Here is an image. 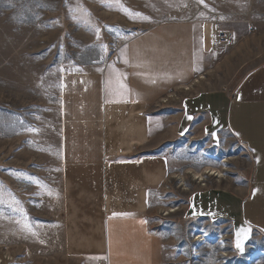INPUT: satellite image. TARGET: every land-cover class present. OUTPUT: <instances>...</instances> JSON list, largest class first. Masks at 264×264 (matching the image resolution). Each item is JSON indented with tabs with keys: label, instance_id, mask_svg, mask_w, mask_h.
<instances>
[{
	"label": "rangeland",
	"instance_id": "374dc122",
	"mask_svg": "<svg viewBox=\"0 0 264 264\" xmlns=\"http://www.w3.org/2000/svg\"><path fill=\"white\" fill-rule=\"evenodd\" d=\"M246 2L247 8L238 9L241 15L228 16L219 7H205L202 0H0V264H82L61 257L57 225L60 179L54 142L61 74L100 67L119 57L126 44L150 35L160 25L188 24L200 26L206 39L194 61L193 81L202 79L191 89L176 86L153 107L172 110L184 95L204 89L232 91L250 69L264 62V0ZM203 12L206 22H200ZM215 23L235 35L222 51L208 50L206 28ZM244 42L247 46L242 48ZM165 147L176 151L172 156L180 172L176 174L185 179L183 183L173 174L148 213L166 261L264 264V235L255 234L247 249L237 252L230 224L194 220L184 213L188 196L207 183L195 179L187 167L213 159L224 176H209L245 189L249 178L245 149L211 147L201 135ZM171 208L176 212L166 215ZM200 234L205 239L197 241Z\"/></svg>",
	"mask_w": 264,
	"mask_h": 264
},
{
	"label": "crops",
	"instance_id": "0c3cea01",
	"mask_svg": "<svg viewBox=\"0 0 264 264\" xmlns=\"http://www.w3.org/2000/svg\"><path fill=\"white\" fill-rule=\"evenodd\" d=\"M202 1L228 16L241 15L238 9L248 6L247 0ZM205 18L207 13L200 14V22ZM203 46L200 26L160 25L100 67L61 74L54 148L64 259L174 264L166 261L148 213L179 172L172 157L176 151L165 146L198 135L211 147L242 146L249 156V178L245 189H234L204 172L219 167L213 159L187 167L202 172L207 183L188 196L186 217L230 224L237 252L247 249L255 234L264 235V62L232 91L204 89L184 95L172 110L153 107L171 89L193 81L196 51ZM242 227L250 231L246 239L240 235L241 251L237 232Z\"/></svg>",
	"mask_w": 264,
	"mask_h": 264
},
{
	"label": "built area",
	"instance_id": "2783aa9c",
	"mask_svg": "<svg viewBox=\"0 0 264 264\" xmlns=\"http://www.w3.org/2000/svg\"><path fill=\"white\" fill-rule=\"evenodd\" d=\"M211 28L209 51H222L233 43V34L230 30L223 28L218 23H215V27ZM231 94L235 96L236 92L233 91Z\"/></svg>",
	"mask_w": 264,
	"mask_h": 264
},
{
	"label": "bare ground",
	"instance_id": "6f19581e",
	"mask_svg": "<svg viewBox=\"0 0 264 264\" xmlns=\"http://www.w3.org/2000/svg\"><path fill=\"white\" fill-rule=\"evenodd\" d=\"M210 24H208L207 25V28H206V30H207V34L209 35V37H210V35H211V30L212 29H210ZM205 34H206V32H205ZM200 79H202V78H196L193 82H192V84L191 83H189L188 85L187 84H185V85H182V88L183 89H191L190 87L193 85V83L195 84L196 82H198ZM173 96V95H172ZM171 97V96H170ZM225 161L227 160V159H224ZM204 172H206L207 174H210V175H213V176H216V177H223L224 176V174L222 173V171L220 170V169H217V168H214V167H206L205 168V171ZM188 173H192V175L194 176V178H196V179H198V180H204L205 179V177H204V174H202V172H199V171H196V170H188ZM175 177H178V178H180L181 179V181L184 183V181H185V179L183 178V175H181V174H177ZM176 210V208H171L169 211H166L165 212V214L167 215V214H169L170 213V211H175ZM205 235L204 234H200V235H198V238L196 239L197 241H199L200 239H202V240H204L205 239V237H204ZM213 239H215L217 242H219V241H221L220 240V238L218 239L217 237H214Z\"/></svg>",
	"mask_w": 264,
	"mask_h": 264
},
{
	"label": "snow or ice",
	"instance_id": "6c2138e0",
	"mask_svg": "<svg viewBox=\"0 0 264 264\" xmlns=\"http://www.w3.org/2000/svg\"><path fill=\"white\" fill-rule=\"evenodd\" d=\"M122 10L125 11V12H129V13H130V11H131V10L126 9V8H124V9H122ZM136 15H142V14H136ZM145 18L147 19V17H145ZM124 87H126V86H124ZM24 226H25V228L28 229L29 231L32 230L30 225L25 224ZM248 231H250V229H245V228L242 227V228L239 229L238 232H237V247L240 248L241 251L243 250V248H242V242H241V240H240V235H241V233H243V234H244V238L246 239V238H247V232H248Z\"/></svg>",
	"mask_w": 264,
	"mask_h": 264
}]
</instances>
